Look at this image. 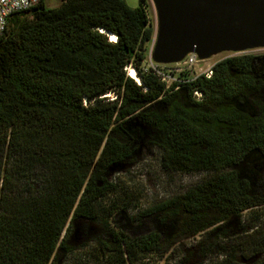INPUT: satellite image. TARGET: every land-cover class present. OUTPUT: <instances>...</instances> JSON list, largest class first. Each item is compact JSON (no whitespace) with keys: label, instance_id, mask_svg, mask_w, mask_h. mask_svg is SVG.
I'll return each instance as SVG.
<instances>
[{"label":"trees","instance_id":"obj_1","mask_svg":"<svg viewBox=\"0 0 264 264\" xmlns=\"http://www.w3.org/2000/svg\"><path fill=\"white\" fill-rule=\"evenodd\" d=\"M147 5L58 0L49 8L42 0L8 18L0 37V264H56L69 251L68 221L88 235L99 202L116 190L109 177L150 149L163 171L203 178L133 217L120 209L96 238L100 262L145 264L174 240L205 234L221 239L194 245L203 258L220 257L208 264H264V232L244 219L264 216V55L229 56L209 78L167 87L145 70Z\"/></svg>","mask_w":264,"mask_h":264},{"label":"rangeland","instance_id":"obj_2","mask_svg":"<svg viewBox=\"0 0 264 264\" xmlns=\"http://www.w3.org/2000/svg\"><path fill=\"white\" fill-rule=\"evenodd\" d=\"M123 1L130 8H136L139 3V0ZM57 4L58 0H45L46 7L52 8ZM147 16L153 34L151 40L145 46L146 63L149 60V51L152 48L156 23L155 11L150 0H148L147 5ZM244 54L264 55V48L251 50ZM233 55L241 54L222 53L198 64L197 67H194L193 73L199 74V69H203L207 65H213L215 62ZM202 178L203 175L198 173L181 174L163 171L159 164L158 151L150 149L134 164L120 172L113 173L109 177V182L116 186V190L99 202L97 222L86 223L90 232L88 235L85 236L79 227L71 225L68 221V232L64 238L66 240L65 246L69 248V251L59 252L56 264H102L97 253L96 238L104 236L106 227L112 228L115 226L110 221L114 219L120 209L125 211L127 218L133 217L140 211L157 207L183 194L186 189L198 183ZM261 210L258 211L264 214V208ZM259 217L258 220H255L252 216L244 214L245 225H254L264 232V216L260 215ZM105 223H108V225H104ZM234 231L235 228L232 229V233ZM220 240L219 238L208 239L205 234H199L192 238L176 239L164 255L148 256V259H145L143 263L178 264L183 261L184 264H208L209 261L218 260L220 257L207 256L203 258L199 249L194 248V245L199 241H203V247L208 248L210 245L220 242ZM238 260L242 261L239 256Z\"/></svg>","mask_w":264,"mask_h":264},{"label":"water","instance_id":"obj_3","mask_svg":"<svg viewBox=\"0 0 264 264\" xmlns=\"http://www.w3.org/2000/svg\"><path fill=\"white\" fill-rule=\"evenodd\" d=\"M150 2L156 23L149 60L155 64H175L188 54L208 60L264 48V0Z\"/></svg>","mask_w":264,"mask_h":264},{"label":"built area","instance_id":"obj_4","mask_svg":"<svg viewBox=\"0 0 264 264\" xmlns=\"http://www.w3.org/2000/svg\"><path fill=\"white\" fill-rule=\"evenodd\" d=\"M40 1L42 0H0V37L2 36L7 20L11 15L30 10L37 6ZM208 60H198L194 54H188L182 61L169 65H159L148 60L145 65V70L151 69L161 82L169 87L172 83L179 82V78L182 77L194 79L203 75L206 78H209L212 75L213 65H207L205 68L199 69V74L193 73L194 67H197L198 64L204 63ZM195 96L197 98L200 97L198 93H195Z\"/></svg>","mask_w":264,"mask_h":264},{"label":"bare ground","instance_id":"obj_5","mask_svg":"<svg viewBox=\"0 0 264 264\" xmlns=\"http://www.w3.org/2000/svg\"><path fill=\"white\" fill-rule=\"evenodd\" d=\"M110 41H115V37L113 35H109ZM129 76L138 82L137 78L134 76V72L132 69L128 68Z\"/></svg>","mask_w":264,"mask_h":264},{"label":"clouds","instance_id":"obj_6","mask_svg":"<svg viewBox=\"0 0 264 264\" xmlns=\"http://www.w3.org/2000/svg\"><path fill=\"white\" fill-rule=\"evenodd\" d=\"M134 72V71H133ZM129 73V72H128ZM134 76H135V73H134Z\"/></svg>","mask_w":264,"mask_h":264}]
</instances>
